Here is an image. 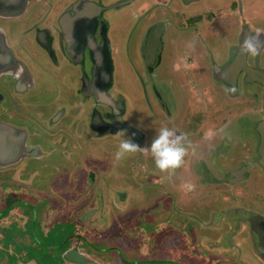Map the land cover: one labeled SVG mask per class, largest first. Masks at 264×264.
<instances>
[{"label":"flooded vegetation","instance_id":"af4514ba","mask_svg":"<svg viewBox=\"0 0 264 264\" xmlns=\"http://www.w3.org/2000/svg\"><path fill=\"white\" fill-rule=\"evenodd\" d=\"M176 1L182 5H178ZM199 1L201 0H136L130 3V0H54L52 2L51 0H6L5 4L10 7V10L0 7V123L6 124L3 129H0V183L7 179L21 183V187L18 186L17 189L15 183V186L12 185L9 188L6 184L0 187V224H7L6 228L0 229V247L3 248L4 253L12 247V232H15L14 230L19 233L21 231L24 235L27 229L32 227L30 223H33V220L27 217L20 218L28 212L18 211L19 206L22 207L20 204L23 203L21 198L25 197L27 201V198L35 195H52L54 203V199H56L54 195L58 197L55 192L59 193V188L63 186L61 183L67 188V185L74 182V179L70 181V176L66 178L59 175L58 166L60 165L51 167L59 174L54 173L50 177V181L40 185H37L39 176L43 177L40 165L24 170V163L27 160L28 165L31 166V161L46 160L49 154H54V150H58L63 157H67L69 152H71L70 155L75 156L74 149L80 148L82 154L80 156L87 160L90 156L93 157L89 160L92 163L88 162L87 164L89 171L85 170L84 165L80 170L77 169L78 165L83 164V158L78 163L73 161L72 165L76 173L75 178L86 174L89 186L96 192L102 190L103 193L102 196L94 193L96 206L98 203L97 207L102 211V214L99 213L96 206H94L96 208H91L89 217H95V220L85 230H100L101 235L110 233V227L105 220L110 203L105 202L103 196L105 194L109 198L110 191L106 192V190L109 188L108 175L112 173L109 169L111 159L103 152L105 156L101 160L94 159V155L98 154L97 150H100L98 149V147L100 148L99 140L120 136L121 130L125 136L135 140L130 134L132 125L125 117L128 110L133 109L132 100L129 99L132 94L131 90L137 96L136 100L141 101L147 110L152 111L155 121L157 116L166 117L167 114H170L167 102L168 90L166 86L157 83L158 77L155 71L163 63L166 64L167 70L177 71L188 68L196 69L200 66L199 60L203 59L201 65L205 67L209 80L214 84L219 81L212 74V69L208 67L209 64L211 66L215 63L218 64L220 56L213 55L207 45L206 38L199 31L196 32L195 40L184 36L194 18L199 16V14H193L192 11L188 12V5ZM228 3L230 6L228 12L219 10L217 19L220 18L219 22L222 24L220 27L226 26L229 16H233L234 11L237 12L239 17L237 20L240 22L236 26L239 25L242 33H239L240 39H236L235 43H240L246 28L249 31V37H254L256 41L264 39V33L253 28V23L245 15L243 1L231 0ZM32 4L40 6L47 4L48 8L39 9L36 18L22 22L25 19L22 17L26 15ZM157 4H160L161 8L158 11V17L151 15L150 12ZM116 11L121 13L125 11V14H128V19L123 20L122 27L128 38L136 27V30L133 31L135 35L131 38L132 49L126 60L127 66L136 71L135 85L137 88L131 87L130 91L121 90L115 85L114 52H122L125 48L122 42H118L113 37V29L122 26V22L115 20L114 13ZM199 11L198 9L196 12ZM141 12H144V15L146 14L148 17L144 18ZM190 16L194 18L192 19ZM131 18L136 20L129 26ZM173 33L177 37H174ZM170 38L178 43L176 45L169 44ZM195 42L198 44L202 42V46L204 45L198 47V53L190 51L196 46ZM235 46L237 47V45ZM170 48H173L175 53ZM202 48L203 51H200ZM261 51H264V44L259 49V53ZM251 54L254 53L251 52ZM26 57L34 60L40 58L43 64L64 71L63 76L68 74L70 77L64 87L68 90L65 91V95L60 92L48 95L54 99L42 96L41 93L45 90L46 83L42 78L41 80L38 78L36 72L27 67ZM238 60L236 59L235 63L240 70H245V67L241 65L242 60L239 62ZM244 64L248 66L247 63ZM248 67L250 70V66ZM60 79V77L55 79L51 77V80L56 82ZM239 82L243 83L238 78ZM250 83L254 84L253 87L257 84L260 88L258 92L253 91L254 96L258 98L256 100L253 98L254 102L251 104V107L253 106L251 112L254 116L253 127L250 126L252 131L249 132L251 136L240 137V131L225 133L222 127L227 120H221L223 118H218V115L209 118L213 121L212 126H207L204 129L192 126L197 132L186 131L183 123H180V127L170 120L167 123L174 133L182 136V143L185 147L182 163L184 166L186 165L183 171H186L187 175L185 176L183 172L180 176V189L186 192L185 195L192 193L200 198L205 196L204 191H209L210 185H212L216 190L214 198H220L222 201L224 200V204H227V206H223L222 202L217 207L216 214L219 222L228 220L223 217V209L224 212L232 210V220L221 222L226 230L221 236L218 235V239L208 240L210 248L213 249L209 254L223 258L218 262H223L222 264H264V73L251 78ZM57 84L62 89V84L58 82ZM184 100L188 101V96L184 97ZM235 102L236 105L239 104V99ZM76 104L75 133L78 134V138L74 133L71 135L74 139L70 142L64 136L50 132L49 129L63 116H68V110L73 112V106ZM7 107L8 109H6ZM192 112L197 113V110L192 109ZM94 113H97L95 116L98 115L102 122H93ZM203 117L199 121L200 124L204 121ZM9 118L14 122H11ZM28 119L38 120L39 127H42L44 133L50 136L49 142L54 144L51 149L47 150L42 144V141H47L45 135L38 143L30 142L27 125L25 126L22 122V120ZM188 122H190L189 117ZM70 126L68 123V127ZM23 132L24 138L20 136ZM32 134H36V132ZM215 135L220 136L221 142L211 146H215V151L219 152H223V147L227 146L228 158L233 157V161L224 164L208 163L206 158V153L210 152L208 142ZM84 136H86L87 142L81 140ZM19 139L21 141H18ZM240 145H244V148L240 149L242 156L238 153ZM67 146L70 147V151L66 149ZM192 160L195 162L193 165H191ZM137 163L139 164V162ZM215 165L219 166L218 171L211 167ZM17 166H20L21 171ZM196 166L200 167L203 178L199 176L200 173L196 174L194 171ZM71 168L68 174L72 173ZM190 169L193 171H189ZM78 172H80L79 175H77ZM116 172L120 173L119 170ZM224 175L227 178L226 183H223ZM101 178H104L107 183L104 186L96 182ZM173 179L172 177L171 180ZM93 186H99V188ZM172 187L174 188L175 185L172 184ZM176 196L174 193V202H176ZM253 196V200L248 202L247 200ZM99 198H104L102 204H99ZM13 202L19 205L13 204ZM35 206L36 202L34 211H36ZM75 206L76 204L72 205V210L76 209ZM189 206L185 205L183 209L187 210ZM47 209L45 208V212L48 213L43 219L42 227L47 226V218L49 219L53 217L52 214L57 213L55 210ZM112 212V210L109 211L110 214ZM16 214L18 217L15 216ZM101 215L104 217V222L101 221ZM77 222L82 221L78 220ZM204 228L201 227V229ZM38 229H40V225L36 226L35 230ZM205 233L209 235L208 232ZM201 237H205V234ZM80 240L81 237H78L76 241L69 240L66 248L61 252L63 259L68 261V264L92 262L97 264L95 259L89 256V253L85 254L81 251L78 246ZM34 241L36 242L38 239H34ZM32 248L38 249V245L34 246L33 244ZM227 248L231 253L223 254L228 250ZM66 250H69L71 256L80 255L83 262L76 263L72 259H68L64 253ZM48 253L52 256L51 251ZM87 255L92 259V261L88 260V263ZM28 259L29 263L39 262L35 257ZM49 259H53V257L46 258L47 261ZM59 259L60 257L57 256L53 260L59 261Z\"/></svg>","mask_w":264,"mask_h":264},{"label":"rangeland","instance_id":"374dc122","mask_svg":"<svg viewBox=\"0 0 264 264\" xmlns=\"http://www.w3.org/2000/svg\"><path fill=\"white\" fill-rule=\"evenodd\" d=\"M52 1L54 0H51V2ZM135 1L136 0H130V3ZM230 1L231 0H201L197 3H190L188 5L187 11H192L193 14H199V16L196 19L190 16L192 19L194 18V20L184 36H187L189 39L194 38L193 40H195L196 32L199 31L203 37L206 38L207 45L210 50H212L213 55L220 56V58L218 57L220 60L218 64L215 63L212 66L209 64L208 67L212 69V74L217 77L219 81L214 84L209 80L208 75H206L205 67L201 65L203 59L199 60L200 66L196 69L188 68L179 69L177 71L167 70L166 64L163 63L161 66L157 67L155 71L158 77L157 83L159 82L160 85L166 86L168 90L169 95L167 102L169 103L168 110L170 114H167L166 117L163 115L157 116L155 121L153 120L154 115L152 111L147 110L145 104L141 103V101H137V96H135L131 90V87L137 88L135 85L136 71L131 70L127 66L126 60L132 49L131 38L135 35L133 31L136 30V27H134V29L131 27L133 31L128 38L122 28L123 20L126 21V19H128V14H125V11H122V13L116 11L114 13L115 20L117 22H122V26H117L113 29V37H115L118 42H122V45L125 47L122 52H114V76L117 81H115V85L124 91L131 90L132 94L129 96V99L132 100L133 109L128 110L125 117L132 125L130 134L136 141L131 139L140 147L147 146L150 139L160 127L165 126L171 129L170 126L167 125L169 120L178 127L181 126L180 123H183L186 131L192 132V130H194L197 132L192 126L202 129L207 126H212L213 121L209 118L216 115H218V118H223L221 120H227L222 127L225 133L240 131V137L251 136L249 133L252 131L250 126L253 127L254 119L253 113L251 112L253 107H251V104L254 102V99L256 100L258 98L254 96L255 93L253 91L258 92L260 88L257 84L253 87L254 84L250 83V79L264 73V51L259 53V49L264 44V39L258 41L254 54H251L241 41L239 44L237 42L235 43L236 39H240L239 33H242L239 25L236 26L240 21L237 20L239 17L235 11L233 16H229L226 26L220 27L222 24L219 22L220 18L219 20L217 19V13L219 10H221V12H228L230 8L228 2ZM242 1L244 13L247 18H249L250 22L253 23V28L264 33V0ZM177 4L182 5L180 2ZM231 6L233 7V5ZM41 8L47 9L48 5H30L26 15L22 17L25 18L22 22L36 18ZM160 9V4H157V6L151 9V15L158 17V11ZM198 9L200 11L196 12ZM141 13L144 18L148 17L146 14L144 15V12ZM135 20V18H131L129 26L132 25ZM173 36L177 37L175 33H173ZM177 43L176 40L170 38L169 44L176 45ZM195 43L196 46L190 49L192 53L194 51L198 53V47H201L203 44L202 42L200 44L197 42ZM234 45H237V47H234ZM225 48L227 49L225 50ZM170 50L175 53L173 48H170ZM200 51H203V48L200 49ZM236 58L247 63L251 68L250 71L240 70L237 63H235ZM26 65L30 70L38 74L40 80L42 78L45 81V90L41 93L42 96L45 95L48 99H54L52 96L48 95L59 92L65 95V91H68L64 87L68 83V78L70 76L68 74L63 76L64 71H59V69L51 65L43 64L40 58L34 60L26 57ZM51 77L54 79L61 78L57 82L62 84V89L55 80H51ZM238 78L243 83H238ZM187 96L188 101L184 100V97L186 98ZM237 99H239V104L236 105L235 101ZM73 107V112L68 110V116H63L49 129L50 132L64 136V138L70 142L74 139L71 135L75 133L77 104ZM6 109H8V107ZM192 109L197 110V113H193ZM202 116H204V121L200 124L199 121ZM188 117L190 118V122L187 123ZM9 120L14 122L10 118ZM37 121L38 120L34 119L22 120L23 124L25 126L27 125L30 142L33 144L38 143L45 135L47 141H42V144L47 150L51 149L54 144L52 145L49 142L50 136L44 133ZM68 123H70V127H68ZM4 125L6 124L0 123V129H3ZM34 132H36V134H32ZM20 136L24 138V132L22 135L20 134ZM75 136L78 138V134L75 133ZM117 136L102 141L99 140L100 148L97 147L100 150H97L98 154L94 155V159L101 160L105 156L103 153H106L111 159V167H109V169H111L112 173L108 175L109 188L106 190V192L110 191L109 198L104 194L103 197L105 199H98L99 204L103 203L102 199L110 203L109 211H113L112 214H110L109 211L106 212L105 216L106 223L110 227V233H103V235H101L99 233L100 230H85L89 228L88 225L93 224L95 220V217H89L91 208L96 206V197L94 193L98 194V196H102L103 193L102 190L96 192L95 189L89 186L86 174L77 176L76 178L74 177L76 173L73 170V161L78 163L79 160L83 158V164L78 165L77 169L80 170L82 165H84L85 170H88L87 164L88 162H90V164L92 163V161L89 160L93 157L90 156L89 160H87V158L80 156V148L74 149L76 153L75 156H72L70 155L71 152H69L70 147L67 146L66 149L69 150V156L67 157H63L61 152L54 150V154H49L46 160L35 159L31 161V166L28 165V160L24 163L25 171L32 169L35 165L41 166L40 169L43 177L39 176L41 179L38 178L37 185L44 182L47 183L54 173L59 174V172L60 176L66 178L70 176V181L74 179V182L67 185V188L61 183L63 186L59 188L60 194L55 192L58 197L54 195V198H56L54 199V203L52 195H35L31 198H27V201L25 197L21 198L23 199V203L20 205L23 208L19 206L18 211H23L24 213L28 212L20 218L25 219L27 217L33 220V223H30L32 227L28 228L24 235L21 231L20 233L17 232V230L12 232L13 244L11 249L4 253L3 248L0 247V264H33L32 262L29 263V257H35L36 260L39 261L35 264H68V261L66 262V260L63 259L61 252L66 248L69 240L73 239L76 241L78 237H81V240L78 241V246L81 251L85 252V254L89 253V256L94 258L97 264L223 263H218L223 260V258L211 256V254H209L213 249L210 248L208 240L213 238L216 240L218 239V235L221 236L226 230L224 229V224L221 222L232 220L233 213H231L232 210L224 212L223 209V217L228 220H221L219 222L216 214L218 211L217 207L222 204V202L223 206H227V204H224V200L222 201L220 198H214L215 188L209 184L211 189L209 191H204L205 196L200 198L192 193L185 195L186 192L180 189V176H182L183 172L185 176L187 175V172L183 171L186 165L184 166L181 162V164L174 169L160 170L155 167L151 154L146 151L126 153L119 160H116L114 154L118 149L121 139V136ZM194 137H196V134H194ZM81 140L84 142L88 141L86 136ZM218 142H221V138L218 135H215L208 142L210 146V152L206 153L208 163L224 164L233 161V157H231V159L228 158L229 150L227 146L223 147V152L215 151L216 147L211 146ZM241 148H244V145H240L238 148V153L242 156L240 152ZM90 152H92V150H90ZM137 162H139V164ZM191 163V165L195 164L193 160ZM57 165H60L58 166L59 172L51 168ZM211 167L218 171L219 166L215 165ZM17 168L21 171L20 166H17ZM70 168L72 175L68 174ZM116 170H119L120 173L116 172ZM189 171L193 170L190 169ZM194 171L196 174L200 173L199 176L203 178L199 166L194 167ZM79 174L80 172H78L77 175ZM172 177L174 178L173 180H171ZM207 177L209 176L207 175ZM54 179L55 177L53 180ZM75 180L81 181L77 182ZM174 180L175 182L173 183ZM195 180L197 181V177ZM96 182L103 186L107 184L104 178ZM226 182L227 178L224 175L223 183ZM14 183L15 181L7 179L0 183V187L6 184L7 188H9L12 187ZM15 184L16 189L18 186L21 187V183ZM172 184L175 185L174 188ZM93 187L99 188V186ZM174 193L177 195L176 202L173 201V199H175ZM222 196L224 197L225 195ZM253 198L254 196L247 201L250 202ZM35 202L36 211H34ZM254 202L257 203V201ZM13 204L19 205L14 202ZM74 204H76V209L72 210V205ZM185 205H190L187 210L183 209ZM45 208H48L47 210H55L57 213L52 214L53 217L47 218V226L42 227L41 225L44 223L43 219L48 213L45 212ZM97 208L99 213L102 214L99 207ZM15 216L18 217L17 214ZM103 218V215H101L102 222L105 221H103ZM78 220L82 222H77ZM138 223L140 224L138 225ZM6 225L7 224H0V229L6 228ZM38 225H40V229L35 230ZM201 227L205 228L201 229ZM205 232H208L209 235ZM72 233L74 236H72ZM203 234H205V237H201ZM206 237L209 238L206 239ZM34 239H38V241L35 242ZM33 244L34 246L37 244L38 249H33ZM227 249L228 250L224 251L223 254L228 255L231 253L230 249ZM49 251H51L52 256L49 255ZM207 255L208 257H206ZM48 256L53 257V259L59 256L60 262L53 259L47 261L46 258H48ZM89 256L87 255V263L89 262L88 260L92 261ZM131 259L136 263L132 262ZM88 264H95V262Z\"/></svg>","mask_w":264,"mask_h":264},{"label":"clouds","instance_id":"9594fccd","mask_svg":"<svg viewBox=\"0 0 264 264\" xmlns=\"http://www.w3.org/2000/svg\"><path fill=\"white\" fill-rule=\"evenodd\" d=\"M257 44L258 41L254 37H249L244 41V46L252 53H255ZM120 136L118 149L114 154L116 160H119L126 153L146 151L151 154L156 168L168 170L178 167L185 154L182 136L165 126L160 127L147 146L143 148L125 136L123 130L120 131Z\"/></svg>","mask_w":264,"mask_h":264},{"label":"water","instance_id":"95a60500","mask_svg":"<svg viewBox=\"0 0 264 264\" xmlns=\"http://www.w3.org/2000/svg\"><path fill=\"white\" fill-rule=\"evenodd\" d=\"M5 2H6V0H0V7L1 8H3V9H8V10H10V7L7 5V4H5ZM20 2V1H19ZM248 34H249V31H248V29L246 28L245 30H244V33H243V38L241 39V43H244V41L246 40V38L247 37H249L248 36ZM251 35H252V33H251ZM156 36H157V34H156ZM155 36V37H156ZM153 45V44H152ZM237 60L239 59V58H236ZM240 60H238V62H239ZM241 65H243L244 67H245V70L246 71H250L249 70V67L248 66H245V64H244V62H242L241 61ZM110 76V75H109ZM95 114H97V113H94V116H93V122H97V121H101V119H100V117L98 116V115H96L95 116ZM102 122V121H101ZM98 128H99V126H98ZM18 141H21V139H19ZM19 147H20V145H19ZM18 155V154H17ZM16 155V156H17ZM258 230V229H257ZM65 256L68 258V259H72V261H74V262H78V263H82L83 261H82V259H81V256L80 255H78V256H71L70 254H69V250H66L65 252Z\"/></svg>","mask_w":264,"mask_h":264},{"label":"crops","instance_id":"0c3cea01","mask_svg":"<svg viewBox=\"0 0 264 264\" xmlns=\"http://www.w3.org/2000/svg\"><path fill=\"white\" fill-rule=\"evenodd\" d=\"M144 231V230H143ZM131 261H132V259H131ZM134 262V261H133ZM134 263H136V262H134Z\"/></svg>","mask_w":264,"mask_h":264},{"label":"trees","instance_id":"16d2710c","mask_svg":"<svg viewBox=\"0 0 264 264\" xmlns=\"http://www.w3.org/2000/svg\"><path fill=\"white\" fill-rule=\"evenodd\" d=\"M53 262V261H52ZM133 262V261H132Z\"/></svg>","mask_w":264,"mask_h":264}]
</instances>
